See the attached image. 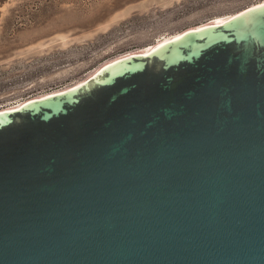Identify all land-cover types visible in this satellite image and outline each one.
<instances>
[{"label": "water", "instance_id": "obj_1", "mask_svg": "<svg viewBox=\"0 0 264 264\" xmlns=\"http://www.w3.org/2000/svg\"><path fill=\"white\" fill-rule=\"evenodd\" d=\"M0 264H264V2L0 109Z\"/></svg>", "mask_w": 264, "mask_h": 264}, {"label": "rangeland", "instance_id": "obj_2", "mask_svg": "<svg viewBox=\"0 0 264 264\" xmlns=\"http://www.w3.org/2000/svg\"><path fill=\"white\" fill-rule=\"evenodd\" d=\"M263 0H3L0 109L77 84L108 60Z\"/></svg>", "mask_w": 264, "mask_h": 264}, {"label": "bare ground", "instance_id": "obj_3", "mask_svg": "<svg viewBox=\"0 0 264 264\" xmlns=\"http://www.w3.org/2000/svg\"><path fill=\"white\" fill-rule=\"evenodd\" d=\"M262 2H264V0L262 1ZM252 6V5H251ZM230 17V16H229ZM229 17H225V18H221V19H217V20H213V21H211V22H208V23H206V24H211V23H216L217 21H224L225 19H227V18H229ZM206 24H201L200 26H202V25H206ZM197 27V26H196ZM194 28V27H193ZM180 32H182V31H180ZM180 32H178V33H176V34H174V35H171V36H168V37H163V38H160V39H158V41H156L155 43H153L152 45H150L149 47H147L146 49H142V50H139V51H136V52H148L149 50H151L155 45H157V44H159V43H161V42H164V41H167V40H169V39H171V38H174L176 35H178V34H180ZM118 57H120V56H118ZM109 61H111V60H108V61H106V62H109ZM105 62V63H106ZM103 65V64H102ZM99 67H97L93 72H92V74L98 69ZM91 74V75H92ZM91 75H89L88 77H90ZM87 77V78H88ZM86 79V78H85ZM84 79V80H85ZM68 88V87H67ZM64 89H66V88H64ZM60 90H63V89H60ZM45 95V94H44ZM42 96V95H41ZM22 103V102H21ZM20 103V104H21ZM20 104H18V105H20ZM18 105H16V106H18ZM16 106H14V107H16ZM10 108H13V107H10Z\"/></svg>", "mask_w": 264, "mask_h": 264}, {"label": "snow or ice", "instance_id": "obj_4", "mask_svg": "<svg viewBox=\"0 0 264 264\" xmlns=\"http://www.w3.org/2000/svg\"><path fill=\"white\" fill-rule=\"evenodd\" d=\"M217 23H223V21H217ZM145 54H147V53H145Z\"/></svg>", "mask_w": 264, "mask_h": 264}, {"label": "trees", "instance_id": "obj_5", "mask_svg": "<svg viewBox=\"0 0 264 264\" xmlns=\"http://www.w3.org/2000/svg\"><path fill=\"white\" fill-rule=\"evenodd\" d=\"M3 2V0H0V3Z\"/></svg>", "mask_w": 264, "mask_h": 264}, {"label": "built area", "instance_id": "obj_6", "mask_svg": "<svg viewBox=\"0 0 264 264\" xmlns=\"http://www.w3.org/2000/svg\"><path fill=\"white\" fill-rule=\"evenodd\" d=\"M258 1V0H257ZM56 91V90H55ZM53 92V91H52Z\"/></svg>", "mask_w": 264, "mask_h": 264}]
</instances>
